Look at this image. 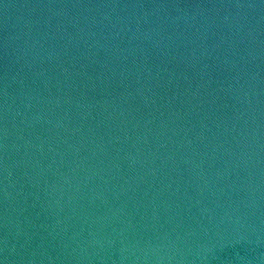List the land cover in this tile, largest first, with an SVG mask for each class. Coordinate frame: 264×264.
Instances as JSON below:
<instances>
[{
  "label": "water",
  "instance_id": "1",
  "mask_svg": "<svg viewBox=\"0 0 264 264\" xmlns=\"http://www.w3.org/2000/svg\"><path fill=\"white\" fill-rule=\"evenodd\" d=\"M0 264H264V0H0Z\"/></svg>",
  "mask_w": 264,
  "mask_h": 264
}]
</instances>
